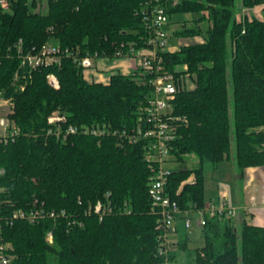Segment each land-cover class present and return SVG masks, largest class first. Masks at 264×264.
I'll return each mask as SVG.
<instances>
[{"label": "trees", "instance_id": "trees-1", "mask_svg": "<svg viewBox=\"0 0 264 264\" xmlns=\"http://www.w3.org/2000/svg\"><path fill=\"white\" fill-rule=\"evenodd\" d=\"M253 9L264 0H240ZM147 0H46L44 9L18 0L0 5V98L12 102L19 134L0 145L2 237L12 245V264H162L160 219L152 212L149 183L154 169L146 143L109 135L136 128L153 96L142 72H110L109 80L85 78V56L113 59L146 38ZM235 0H180L174 13L201 12L207 37L163 53L178 92L172 115L179 118L174 162L194 155L195 167H175L166 190L181 210L207 205L206 172L235 159L238 173L264 166V20H237ZM182 36L201 35L184 24ZM51 44L57 64L30 69L22 55ZM232 78V102L228 88ZM53 75L58 87L48 80ZM183 82V86L182 85ZM53 115L62 120L51 123ZM78 130L67 133L70 127ZM105 130L94 136L84 129ZM52 131V132H50ZM194 175L195 181L182 185ZM109 208L100 216L95 205ZM43 207L49 216L10 220L15 211ZM54 214V215H51ZM190 217V214L187 215ZM203 244L191 249L186 215H179L169 257L179 264H264V226L209 216ZM53 241L49 242L48 234Z\"/></svg>", "mask_w": 264, "mask_h": 264}, {"label": "built area", "instance_id": "built-area-1", "mask_svg": "<svg viewBox=\"0 0 264 264\" xmlns=\"http://www.w3.org/2000/svg\"><path fill=\"white\" fill-rule=\"evenodd\" d=\"M18 0H0L1 7L9 11L14 2ZM36 4V11L44 9L46 0H29ZM180 0H147V10L144 13V20H146V38L144 44L140 47H134L129 45L127 52L121 50L114 58L128 59V57L136 56L139 66L141 67L142 76L150 77V84L152 86L153 96L148 99L147 104L141 111L140 124L131 130H114L108 134L114 137L123 138L128 142L146 143V149L148 153L146 159L150 161L154 174L151 175L148 191L151 199L152 212L159 216L160 234L159 240V253L164 257V263L162 264H176L169 257L171 251L175 250L172 243L173 237L176 231V224L179 215L185 214V226L189 229L192 226L193 219L187 215L191 212H184L181 210L177 201L172 200L166 186L169 181V177L172 174L173 168L170 164H174L172 161V145L177 137V124L180 121L172 115L171 102L175 98L178 92V85L180 81H177L173 74L166 71L163 53L176 49L171 46L169 34L165 31V26L170 22V15L168 12L169 7H174ZM264 5V4H263ZM264 20V19H263ZM62 52L58 47H54L50 44L42 45L39 49H31L22 55V63L30 69H37L42 66H50L57 64L62 59ZM100 58V57H99ZM99 58H92L91 56H85V58L79 61V64L84 68L85 72L89 68H92L93 60H99ZM1 59V57H0ZM101 60H112L109 58H100ZM107 72H104V74ZM94 79L97 81L109 80L108 74L97 72L94 70ZM48 80L53 87H58L59 81L55 76L50 75ZM183 86V82L182 85ZM11 101L9 99L0 98V106L8 105ZM11 104V103H10ZM62 117H51L49 120L51 123L62 120ZM78 129L76 127H70L67 133L74 134ZM85 132H90L94 136L102 137L106 135L105 130L96 128L84 129ZM52 132V131H50ZM19 134L18 127L10 121L8 117L0 116V145L8 143L10 140H14ZM5 169L0 168V178L4 176ZM195 181V176L192 175L190 179L183 182L182 185ZM1 190V189H0ZM204 209L195 210L197 212V224L201 228L206 224V214L209 216H225L229 219H234L237 214V209L233 207L228 201L227 197H223L218 202L209 200ZM109 210L108 207L103 206L101 202L95 205V211L102 215ZM2 211L0 209V220L2 219ZM50 214H47L44 208L37 207L34 211L18 210L13 213L10 220L25 219L30 222H34L38 219H43ZM51 215H54L51 213ZM2 228L0 226V264H12L13 256L10 253L12 245L6 242L2 237ZM49 242L53 241L52 234H48Z\"/></svg>", "mask_w": 264, "mask_h": 264}, {"label": "rangeland", "instance_id": "rangeland-1", "mask_svg": "<svg viewBox=\"0 0 264 264\" xmlns=\"http://www.w3.org/2000/svg\"><path fill=\"white\" fill-rule=\"evenodd\" d=\"M236 2V7L234 9V13L236 14V19L240 20L244 17V15L248 16L249 18L252 17H257L259 19H264V3L260 4L258 6H255L253 9H244L241 5L240 0H235ZM203 15L201 12L193 13V12H183V13H174L172 14L169 19L170 22L168 25H166L165 31L167 34H169L170 37V43L173 48L179 49L180 46H183L184 44H191V43H198L203 41L207 37V29L209 27V23L206 19L202 18ZM184 24L188 28H196L197 26L201 29V35L198 36H182L178 34L177 32H180L184 28ZM51 45V44H50ZM107 65H114L115 63H118V58H113L112 60H106ZM127 61V62H126ZM100 58L99 60H93V67L89 68L86 74V78L88 80H97L94 79L93 74L87 75V73H92V71H97V72H107L108 74L112 71L108 70L109 68H102L103 64ZM127 66L131 64V69L133 72H142L141 67L139 66L138 59H137V54L136 56H131L128 57V59L125 60ZM129 62V63H128ZM120 71V70H119ZM105 73V74H107ZM129 73V72H128ZM132 73V72H131ZM104 74V75H105ZM228 88L230 89V102H231V107L233 106L232 102V78L231 74H229V84ZM11 101V100H10ZM11 103V104H10ZM8 105H1L0 106V116H5L10 119L11 115L14 113L12 111V102H10ZM54 117H57L58 115H53ZM52 116V117H53ZM11 122L15 123L12 119H10ZM233 148L235 147L234 141L232 142ZM174 162V159H172ZM198 161L197 158L194 155H189L185 158V163H176L170 164L169 166L172 168L175 167H181V168H189V167H195L197 166ZM234 162H224L221 163L216 170H209L206 172V181H205V189H206V200H209L212 198H217L218 195V188H217V183L218 182H223V183H230L233 184L235 181L234 179H237L238 176H236L235 173H233V167H234ZM190 218L193 219L192 226L188 229V232L191 236V241H190V248L193 250L197 247H201L203 244V237H202V232H201V227L198 226L197 224V212L193 211L190 214ZM251 219H249L250 221ZM239 228V227H238ZM49 240V239H48ZM188 256L186 253H181L180 258H179V264H188Z\"/></svg>", "mask_w": 264, "mask_h": 264}, {"label": "crops", "instance_id": "crops-1", "mask_svg": "<svg viewBox=\"0 0 264 264\" xmlns=\"http://www.w3.org/2000/svg\"><path fill=\"white\" fill-rule=\"evenodd\" d=\"M118 63L114 65H107L106 60H102V68H109L108 70L114 72L120 70L121 72L128 74L133 72L131 64L127 66L125 60L118 58ZM129 63V62H128ZM92 73H87L93 74ZM94 75V74H93ZM86 78V74H85ZM235 147L232 152V159L227 162H234L233 173L236 174L237 179L233 184H226L223 182L217 183L218 195L217 198L209 200L218 202L223 197H227L230 204L237 209V214L234 217L237 227H239L244 221L251 222L255 225L264 226V166L260 167H248L245 170L244 176L238 173L236 166ZM207 200V201H209ZM249 219H251L249 221Z\"/></svg>", "mask_w": 264, "mask_h": 264}]
</instances>
